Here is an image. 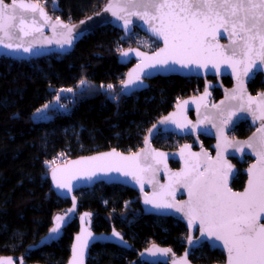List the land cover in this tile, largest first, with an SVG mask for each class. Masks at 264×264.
<instances>
[{
  "label": "trees",
  "instance_id": "obj_1",
  "mask_svg": "<svg viewBox=\"0 0 264 264\" xmlns=\"http://www.w3.org/2000/svg\"><path fill=\"white\" fill-rule=\"evenodd\" d=\"M33 1L52 18L74 24L96 14L108 0ZM159 46L141 31L125 37L107 26L84 37L64 56L29 61L0 58V257H22L30 264H65L78 231L76 219L58 241L28 250L48 234L54 216L70 206L50 186L48 174L61 163L57 159L66 162L112 149L135 153L149 128L179 100L202 93L204 81L198 78L157 77L149 81L146 90L122 95L120 84L130 65H120L118 54L134 47L153 52ZM81 81L87 86L78 91ZM223 84L229 86L230 81L224 79ZM247 87L251 94L264 91L261 76ZM61 89L74 92L68 111L33 122L32 114L51 102ZM212 94L213 100L221 96L217 89ZM251 132L249 125L241 124L233 135L244 139ZM182 142L172 134H158L152 143L157 149L169 151ZM170 166L177 168V163ZM245 180L239 173L231 188L242 190ZM75 196L79 213L93 214L91 228L95 233L108 234L114 228L131 246L127 250L96 244L87 264H130L138 252L152 244L171 248L177 255L184 252L188 237L185 226L171 217L144 215L135 191L100 183ZM190 260L194 264H221L224 254L204 244Z\"/></svg>",
  "mask_w": 264,
  "mask_h": 264
},
{
  "label": "snow or ice",
  "instance_id": "obj_2",
  "mask_svg": "<svg viewBox=\"0 0 264 264\" xmlns=\"http://www.w3.org/2000/svg\"><path fill=\"white\" fill-rule=\"evenodd\" d=\"M105 11H110L117 20H122L125 29L132 23L131 18L136 17L148 25L152 36L163 42L159 51L145 57L146 67L175 71L173 66L205 70L211 66L219 71L221 65H226L237 79L232 99L243 98L246 92L243 87L245 77L252 79L257 73L264 72V0H124L122 4L109 3ZM37 14L44 25H49L50 18L38 4L25 3L24 0H0V47L32 52V44L25 46L23 37L30 35L33 29L42 31ZM57 26L66 29L70 38L65 43L70 45L72 28L62 24L59 18L51 24L53 29ZM225 35L229 43L222 45L219 38ZM121 54L128 56V52ZM137 81L142 84L139 75L133 77L130 73L124 88L128 89ZM108 88L111 89L112 85H108ZM67 91L71 92L72 89ZM60 99L57 97V101ZM258 99L255 109L251 106L254 102L251 96L247 97V107L241 103L235 110L230 108L221 124L229 123L236 111H247L253 121H264V95ZM48 107L45 105L38 109L34 119H47L45 110ZM171 122L176 123L178 128L183 127L175 120ZM218 132L222 144L217 145L220 151L215 159L207 153H203V164L198 159L195 163L185 159L184 169L168 173L169 183L159 185V192L154 190L153 198L146 196L144 202L158 209H173L180 213L190 229L198 225L201 237L219 242L226 250L227 264H264V123L257 129L258 135L244 143L229 141L223 134V127L218 128ZM148 143L145 140V144ZM228 148L235 149L241 156L245 155L244 149L248 148L256 157V163L247 170V186L243 191H233L229 186L235 172L234 166L224 156ZM183 152L182 149V159ZM189 156L196 158L197 154L189 153ZM166 159L164 153L145 148L142 154L122 156L110 152L75 161L74 164L79 166L78 174L88 179L97 173L107 175L117 172L130 177L143 191L146 180L151 183L155 179L159 170L157 165L163 164L167 170ZM148 172L152 173L151 177L145 175ZM57 187H66L71 191V185L67 183L57 182ZM179 188L187 192V200L176 199ZM63 220V216L56 217L51 233L59 234ZM112 235L122 240L119 233L113 232ZM88 236L91 237V233ZM49 239L55 237L50 236ZM76 240L78 244L73 246L72 264H83V249L88 246V240L82 241L81 236H77ZM169 251L153 246L149 254L167 255ZM0 264L13 262L0 260ZM179 264H187L186 259Z\"/></svg>",
  "mask_w": 264,
  "mask_h": 264
},
{
  "label": "water",
  "instance_id": "obj_3",
  "mask_svg": "<svg viewBox=\"0 0 264 264\" xmlns=\"http://www.w3.org/2000/svg\"><path fill=\"white\" fill-rule=\"evenodd\" d=\"M24 2L36 3L41 8H43L47 16L50 18V23L49 25H44L43 20H41L39 18V15L37 14V20L39 24L42 25V31H35L33 29L31 30L30 35L23 37L25 46H27L29 43L32 44V52H24L22 49L19 51H13L11 49H5L0 47V58L6 57L15 61H29L48 57L50 55L64 56L72 52L75 45L84 37L90 35L97 29L110 26L121 32L125 37L131 35L135 30L141 31L144 35L148 36L149 38L155 40L160 44V46L153 52L143 51L139 48L134 47L125 49L118 54L117 59L120 65H130L125 73L123 82L120 84L122 95L130 96L134 93L146 90L147 88H149V81L157 77H194L205 80L203 88L204 90L201 94L189 98H184L178 101L172 111H170L167 115L161 117L155 124H153L149 128L142 143V147L135 153H122L120 151L112 149L105 152H99L92 155L71 159L66 161L65 163L53 166L48 174L51 189L58 198L62 200H68L70 206L64 212L56 214L53 218L52 228L55 227L57 216L64 217V220L61 221V228L59 234L51 233L50 229L48 234L43 237L37 245L29 247L28 250L33 251L43 247L44 245L50 244L51 242L58 241L62 235V231L74 219H76L78 222V231L72 238V242L70 245V255L65 264H72L73 246L78 244L76 240L77 236H81L82 241L85 239L88 240V246L83 249V264H87L90 250L96 244H109L119 248L130 250L131 246L126 240H124L123 236L116 229L112 228L111 232L108 234H97L91 228L93 214L90 212L79 213V203L77 197L75 196V193L80 190L93 188L95 185L103 183L105 185H118L135 191L139 197L140 206L144 215H152L157 217H171L182 223L187 229L188 237L186 241V247L181 255L175 254V252L171 248L152 244L148 248L138 252L136 258L131 261L130 264H179V262L185 259L187 261V264H194L190 260V255L192 251L199 249L200 246L203 244H207L212 250H216L219 252L221 251L222 254H224V262L221 264H227L226 250L223 249L222 245H220L219 242L208 241L207 238L201 237L199 231L197 230L198 225L190 229L188 227L187 220L180 213L175 212L173 209H158L153 207L152 204H146L144 201L146 196L150 199L153 198L154 190L156 192H159V185H167L169 183L168 173L180 172L182 169H184L185 159L191 160L193 163H195L198 159L201 164H203V161L205 159L203 153H207L210 157L215 159L218 152L220 151L217 148V145L222 144L218 128L223 127V134L228 138L229 141H239L241 143H244L254 135H258L257 129L260 127L261 123H264V121H253L252 115L247 111H236L235 115L232 116V119L229 123H227L226 125L221 124L222 119L226 116L227 111L230 108L232 110H235L236 106L241 103H243L245 107L248 106V96H251L253 98L254 102L251 105L252 108L255 109L257 107V104L259 103L258 98L264 95V92H259L257 95H251L247 87V83L255 77L252 79H248L247 77H245L243 87L244 89H246V92L243 94V98L232 99L231 96L233 94V90L237 88V79L236 76L232 74V69L227 67L226 65H221L219 71H216V69L211 68V66H209L208 70L197 69L194 67L191 69H182L179 68V66H173L176 68L175 71L165 70L161 68L153 69L146 67L147 61H145V57L153 56L156 51H159V48L163 47V42L157 40L154 36H152L151 32L148 31V25L144 24L143 21L137 19L136 17L131 18L132 23L128 26L127 29H125L123 27L122 20H117L116 17L113 16L110 11H105L109 3L122 4L124 0H108L96 14L84 18L74 24H68L59 19L62 24H67L69 27L72 28V43L70 45L68 43H65V40L70 38L66 32V29L60 26H57L55 29H53L51 27V24L55 23L56 19L52 18L43 6L33 0H24ZM82 21L83 23H81ZM77 33H79V35H77ZM13 43H19V41H13ZM219 43L222 45H227L229 43L227 36L225 35L219 38ZM122 52H128V56H123L121 54ZM137 53H141V55H137ZM142 61L145 62L142 63ZM130 73L133 75V77L139 75L142 84L137 81L136 84H133L128 89H125L124 82L129 79ZM146 73L149 75H145ZM260 74L261 76H263L264 82V72H260ZM249 75L251 76V73ZM207 77H215L217 79L216 83L214 84L207 81ZM224 77H228L231 80L232 86L230 88L223 86L222 78ZM213 86L219 89L222 95V97L217 102H213L210 100L212 96L211 88H213ZM189 113L193 115V120L190 118ZM172 120H175L183 127L178 128L176 126V123L171 122ZM162 121H164V123H162ZM241 123L249 124L250 127L254 129L253 132L245 139L230 138V131L236 128ZM158 134H173L177 138L191 137L193 139V143H184L175 150L165 151L157 149L153 146L152 142ZM199 136H205L213 141L212 145L210 146V150L211 153H213V156L210 155V151L208 149L203 148V145H201V142L199 140ZM145 140H148L149 142L147 145L145 144ZM185 146L188 147L186 148ZM195 146L196 149H194ZM145 148H148L149 150L154 152L164 153L167 157V170H165L163 164L157 165V168L159 170L155 174V179L151 183L147 182L146 180L143 186V191H141L140 185L136 184L130 177H125L117 172H111L107 175L103 173H97L96 176H93L91 179H88L85 176L78 174L79 166L74 164L75 161L86 160L87 158L93 156H102L105 153L110 152H117L122 156H130L136 153L142 154ZM182 149L184 150V159L181 158ZM189 153H196L197 157L192 158L189 156ZM244 153L245 155L241 156V153L235 152V149L228 148L227 151L224 152V156L226 159H228L229 163L231 164L232 159L236 160L239 163L243 161L244 157H250L252 159V162L248 167L250 168L252 164L256 163V157L251 154V150L248 148L244 149ZM171 162H176L178 164V168H171ZM232 165L234 166V172L236 175L237 167L234 164ZM248 168L243 169L241 171V173L246 176L244 188L247 186ZM54 174L55 179L53 178ZM145 175L147 177H151L152 173L148 172ZM234 177L230 179L229 186ZM57 182L70 184L71 191H69L66 187L58 188ZM176 199L178 201L187 200V192L184 189L179 188L176 191ZM113 232L119 233L120 237H122V240L118 239L117 237H114L112 235ZM88 233H91V237L88 236ZM50 236H54L55 239H49ZM189 238H191V244L189 243ZM153 246L158 249H167L170 251L167 255H161L160 253H157L155 256H153L149 254L150 251L153 250ZM0 260H11L13 264H30L25 262L22 257L14 258L11 256H3L0 257Z\"/></svg>",
  "mask_w": 264,
  "mask_h": 264
},
{
  "label": "flooded vegetation",
  "instance_id": "obj_4",
  "mask_svg": "<svg viewBox=\"0 0 264 264\" xmlns=\"http://www.w3.org/2000/svg\"><path fill=\"white\" fill-rule=\"evenodd\" d=\"M257 75H259V76H261V74L260 73H257L256 75H255V78L257 77ZM192 78H194V77H192ZM254 78V79H255ZM261 78H262V82H263V76H261ZM186 79H191V78H186ZM198 79H200V78H198ZM224 79H228L229 81H230V85L229 86H226V85H224L223 84V86H225V87H227V88H230L231 86H232V82H231V80L228 78V77H224V78H222V83H223V81H224ZM200 80H203V79H200ZM206 80L207 81H209V82H211V83H216V81H217V79L215 78V77H207L206 78ZM253 80V79H252ZM252 80H250V81H252ZM204 81V84H205V80H203ZM249 81V82H250ZM248 82V83H249ZM248 83H247V85H248ZM263 84H264V82H263ZM203 88H204V86H203ZM214 89H217L216 87H214L213 86V88H211V93H213V90ZM204 90V89H203ZM219 92H220V90L219 89H217ZM248 90H249V88H248ZM250 92V91H249ZM260 92H264V91H260ZM259 93V92H258ZM257 93V94H258ZM199 94H201V93H199ZM199 94H197V95H199ZM251 94V93H250ZM257 94H251V95H257ZM220 95H221V92H220ZM193 96H196V95H193ZM222 97V95L220 96V98ZM189 98V97H188ZM219 98V99H220ZM219 99H217V100H213V94H212V96H211V98H210V100L211 101H213V102H217ZM182 100V99H181ZM180 101V100H179ZM177 104V103H176ZM175 104V105H176ZM189 116H190V118L193 120V115L191 114V113H189ZM241 124H247V123H241ZM241 124H239V125H241ZM238 125V126H239ZM247 125H249V124H247ZM237 126V127H238ZM236 127V128H237ZM249 127H250V125H249ZM236 128H234V129H232L231 131H230V133H229V137L230 138H232V139H237L236 137H234V135H233V131L236 129ZM251 128V127H250ZM253 128H251V131L253 132ZM251 132V133H252ZM250 133V134H251ZM249 134V135H250ZM169 135V134H168ZM173 135V134H172ZM177 138V137H176ZM178 139H181V140H183V142L178 146V147H180L182 144H184V143H193V139L191 138V137H183V138H178ZM238 139H241V138H238ZM245 139V138H244ZM199 140H200V142H201V145H203V148L204 149H208L209 151H210V155L211 156H213V153H211V150H210V146L212 145V143H213V141L211 140V139H209V138H207V137H201V136H199ZM177 147V148H178ZM194 149H196V146L194 147ZM231 162H232V164H234L236 167H237V174L235 175V177H234V179L237 177V175H239V173L240 174H242L241 173V171L243 170V169H246V168H248L249 166H250V163L252 162V159L250 158V157H244L243 158V161L242 162H237L236 160H234V159H232L231 160ZM243 166V167H242ZM177 168H178V164H177ZM174 169H176V168H174ZM243 175V174H242ZM244 176V175H243ZM246 177V176H245ZM233 179V180H234ZM232 180V181H233ZM245 182H246V180H245ZM245 182H244V184H245ZM232 183V182H231ZM230 187H231V184H230ZM243 188H244V185H243ZM233 189V188H232ZM243 190V189H242ZM241 191V190H240ZM204 245V244H203ZM202 246V245H201ZM200 246V247H201ZM198 250V249H197ZM194 251H196V250H194ZM194 251H192V253L194 252ZM191 253V254H192ZM191 256V255H190Z\"/></svg>",
  "mask_w": 264,
  "mask_h": 264
},
{
  "label": "rangeland",
  "instance_id": "obj_5",
  "mask_svg": "<svg viewBox=\"0 0 264 264\" xmlns=\"http://www.w3.org/2000/svg\"><path fill=\"white\" fill-rule=\"evenodd\" d=\"M52 5L54 6V3H52ZM86 86H87V85H86L85 82H84V83H81V84L78 86V91H83V90H85V89H86ZM73 95H74V92H73V91L69 92V91H67V89H61V90H58V91L56 92V95H55L54 99H53L51 102H49V103L46 104V105L49 106V107L45 110V111L47 112V117H48V118L45 119V120H43V121H47L48 119H50L52 113L68 111L67 106H68V103H70V102L73 100V99H72ZM57 97H61V99H60L59 101H57ZM44 106H45V105H44ZM44 106H43V107H44ZM43 107H41V108H43ZM41 108H40V109H41ZM36 112H37V111H35L34 113H36ZM34 113H33L32 116H31L32 121H33V122H40V121L34 119ZM57 161H58V162H61V163H65V161L62 162L63 160H61V158L57 159ZM61 163H60V164H61Z\"/></svg>",
  "mask_w": 264,
  "mask_h": 264
}]
</instances>
